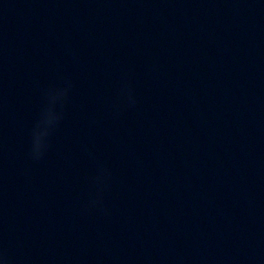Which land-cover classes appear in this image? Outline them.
I'll use <instances>...</instances> for the list:
<instances>
[{
  "label": "clouds",
  "instance_id": "1",
  "mask_svg": "<svg viewBox=\"0 0 264 264\" xmlns=\"http://www.w3.org/2000/svg\"><path fill=\"white\" fill-rule=\"evenodd\" d=\"M52 94H53V93H50V94H49L50 97L52 96ZM56 94H58V95H57V98H58V96L63 95V93H56ZM49 108H50V107H49ZM49 108L46 110V112L49 110ZM43 115H44V114H43ZM58 119H59V116L57 115L56 118H55L53 121H50V122H49V127H48V129H47V131H46V133H45V137L49 135L50 128H51L52 126H54V124L58 121ZM40 123H41V120H40V122L38 123L36 129H34V131H33L32 155L34 156V158H37V159L42 155L44 149H45L46 146H47L46 143H45V139H44V141H43L42 145L40 146L39 150H37L36 136H37V129H38Z\"/></svg>",
  "mask_w": 264,
  "mask_h": 264
}]
</instances>
